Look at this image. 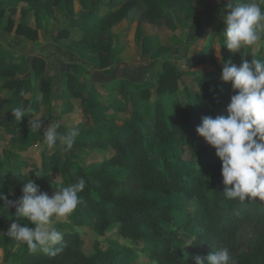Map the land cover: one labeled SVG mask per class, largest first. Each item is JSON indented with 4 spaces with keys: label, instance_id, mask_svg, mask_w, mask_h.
Here are the masks:
<instances>
[{
    "label": "trees",
    "instance_id": "1",
    "mask_svg": "<svg viewBox=\"0 0 264 264\" xmlns=\"http://www.w3.org/2000/svg\"><path fill=\"white\" fill-rule=\"evenodd\" d=\"M61 1L70 3V0H54L51 5H46V7L57 5ZM80 1L84 2L85 0ZM112 2L113 0H106V3ZM194 3L195 0H124L115 10L101 18L100 28L106 30L113 27L133 11L139 13L138 25L145 22L150 25L163 22L166 26H173L172 17L167 12L176 10L181 5H186L188 12H193ZM2 4L3 1L0 0V22L4 16ZM72 25L70 24L69 27ZM12 26V22L8 20L5 28L11 31ZM68 29H60L56 35L52 36V40L57 42L66 38L69 33ZM198 30L199 26L195 25L194 33ZM15 33L17 36H25L32 40L37 38V31L23 24L16 27ZM190 39L191 37L188 38V41ZM95 47L96 45H93V48ZM57 48L62 55H66L68 58L75 57L63 48ZM249 50H251V46L242 48L239 58L246 55L244 58L247 60L256 59ZM220 52H222L223 61H231L236 64L237 56L230 54L224 45ZM113 53H115L113 49H110L108 53L101 51L98 53L100 68L110 66L109 61L113 59ZM208 57L206 54H195L184 59L185 65L187 68H192L204 63ZM260 59L263 58L260 57ZM44 61L42 56H33L30 59L33 73L31 77L40 79L43 100L50 103L52 94L54 99V93H51L54 81L42 76L45 71ZM76 67L75 63L70 64L68 69L59 76L60 81L64 77L66 79L63 80V89L59 92L58 97L63 98L68 95L77 99L79 103L90 101L92 105L96 104V101L91 99L95 89L89 92L87 84L76 78ZM112 69L113 67L106 71L95 70L96 77L102 79L95 80L94 75V79H90L91 82L105 85L125 80L127 84L139 88L144 87L151 79L157 80L155 91L158 98L154 102L155 119L152 128L142 126L140 123L145 120L141 114L134 112L135 120L138 123L129 134L111 136L109 143L114 153L110 158H105L102 165L93 166L89 170L81 166L71 170L68 163L60 160L59 151L56 149L49 155V160H46L47 151L42 152L40 171L27 166V164L25 171H21L19 167L22 163L15 168L6 164L4 156L8 152L5 148L0 147V191L5 194L14 193L9 195V199L16 200L22 194V183L30 178L39 186L40 191L48 193L52 186L46 182L44 175L47 173L46 168L49 161V171L60 173L65 183L61 186L57 182H51L57 190L74 184L81 178L86 182L84 190L78 195L87 210H82L79 204L77 205L71 214L75 224L82 223L91 214L96 220L97 231L100 235H103L112 225L116 226L121 237L133 241L141 240L148 234H152L158 238L151 247L156 264H195L193 256H207L222 247L229 250L236 260V264H264V209L259 206V198H246L244 201L227 199L223 192L220 159L218 157L215 160L209 159L207 152L200 148L196 140L195 129L189 122L183 129L178 121L168 122L167 120L159 96L165 92L174 93L177 80L181 75L180 70L169 59L161 61L159 73L156 74L151 70L153 73L150 78H145L144 70H141V75H144L142 80H136L130 76L131 74L129 77L126 76L132 69L128 64H123V68H121L124 73L121 70ZM7 73L10 79L4 86L12 90L13 93L7 98L0 97V112L4 104L22 100L23 93L28 89V79L16 78L12 72ZM195 73L200 77L197 81L198 99L187 108L179 107L180 113L194 116L200 123L204 116L215 118L218 115H225L226 106L230 102L231 96L227 83L215 79L212 72ZM133 74L135 75V73ZM143 91L144 98H150L149 88L145 87ZM173 100L178 105V100ZM38 111L39 104L32 101L29 110H26V114L21 120H16L15 128H21L28 124L30 115L38 113ZM50 117L51 115L34 120H41L42 128H44L49 123ZM8 118V115L0 114V121H5ZM31 123L32 121L28 125L30 126ZM33 133L35 137L39 134V132ZM178 134L183 144L187 146L191 159L199 161V164L196 165L190 163L186 166L185 171L173 167L176 163L174 161L179 160L178 154H168V144L171 138ZM155 141H158L161 149L165 152L161 167L155 162L150 151ZM206 174H209V184L206 183ZM118 185L119 189L117 190ZM145 185L179 195L186 202L194 201V209L190 215L195 222L196 230L192 238L183 244L180 253L172 249L170 237L161 231L162 221L170 223L173 221L172 212L175 205L171 202L162 203L156 198L149 197ZM14 211V208H10L8 211L0 210V222L4 221L8 215H13ZM63 237L62 243L56 246L62 250L56 256L39 250L31 252L29 249H25L18 255L19 261L11 264H124L123 257L131 255L130 248L113 243L107 249L97 250L94 255L87 256L80 250L82 238L78 231L66 230L63 232ZM189 243L193 244L188 245ZM5 245L6 242L3 241L2 247Z\"/></svg>",
    "mask_w": 264,
    "mask_h": 264
},
{
    "label": "rangeland",
    "instance_id": "2",
    "mask_svg": "<svg viewBox=\"0 0 264 264\" xmlns=\"http://www.w3.org/2000/svg\"><path fill=\"white\" fill-rule=\"evenodd\" d=\"M121 1L122 0H113L112 3L105 6L112 10L116 8ZM231 2L235 3L236 0H231ZM252 2H259V0H252ZM226 3L227 0H195L194 12H188L186 10V5H181L176 10L168 11V15L172 17L173 26H166L163 22H160V25H150L146 24V22L141 25L143 30L150 29L154 26V28H156L155 31L158 36L156 38L158 40L149 43L147 47L141 42L136 41L135 45L130 46L129 50L127 49L125 57L130 61V66L132 68L130 71L127 70L129 71L128 75L126 74L127 77L131 74L130 76L136 78V80H142L144 77L150 78L153 72H156V74L160 72L161 61L165 59H169L170 62L175 64L180 70L181 75L177 80V87L174 93L169 94L165 92L159 96V99L164 106L168 122L176 120L183 129L187 127V122H189L194 129L200 124L194 116H187L185 113H180L179 107L187 108L192 105L199 96V87L197 85V81L200 78L199 74L196 73L192 77L186 70L189 69L191 71L196 68H201L199 70L211 71L214 73L215 79L221 80V68L224 61L222 52L220 51H222L225 37L223 35L224 25H220V22L223 23V15H225L227 11L224 7ZM6 9L4 13L8 12V15L4 14L2 17L0 27L3 23H5V26L2 28L3 31H0L2 34H5V36H8L10 40L7 42L10 43L9 48L15 49V45L17 44L14 39L18 36L15 31L13 32V26L21 13H19L18 10L11 13V8L6 7ZM70 12L71 14H79L80 4L77 0L74 2V9ZM9 14L11 15L9 16ZM91 15L92 14L87 15L82 22L80 21L81 28L86 24L91 28V25L96 22L94 16ZM9 19L13 21L11 31L5 28L7 26L6 22L8 23ZM195 25L199 26V30L196 33L193 31ZM53 28H56V25L53 26L51 22L45 29H36L38 32L37 38L33 41H37L34 44L35 46H39L38 50L43 46L42 44L50 42L51 38L49 37V32ZM54 32H57V30ZM173 35L178 36L180 41L172 42L171 36ZM190 37L191 39L188 41ZM29 43L30 42L24 43L22 47L23 49L25 48L26 52H29V48H33L30 47L31 45ZM51 49L55 50L54 47ZM249 51L256 59H260V57L264 59V32H262L261 40L256 45L251 46V50ZM55 53L57 54L58 52L56 51ZM229 53L237 56L236 64L239 65L241 61L239 58L240 53H231L230 51ZM195 54H206L209 57L204 63L195 65L192 68H187L184 59ZM58 57L59 55L53 58L49 56L47 58V64L46 61H44L45 66H47V72L42 76L51 80L55 79L54 73L56 70L54 71V68ZM71 59L72 58H68V61L75 62L77 65V70L75 72L76 78L81 82H85L86 80L83 73L85 68L83 70L80 68L78 69L79 64L76 60ZM123 64L127 63L117 58L114 62L113 69H115V71L121 70L123 71L122 73H124V70L121 69L123 68ZM86 67L88 73L91 71L90 77L92 79H94V75L95 80L98 79L100 81L102 79L101 77L100 79L96 77L95 67H93L92 64L86 65ZM141 70H144L145 76L141 75ZM133 73H135V75ZM91 80L88 79L87 82H91ZM119 82L120 83L116 85L117 88L110 90L111 93L107 89L109 94L106 93V91L104 92L102 88H99V92L101 91L103 96L100 98L96 94L92 95L91 99L96 101L94 105H92L90 101L79 103L77 99L71 96L69 97L68 95L59 99V95L55 97L54 94L55 105L53 110H51L50 121L40 130L37 137L31 132L32 129L28 124L36 118H41V115L47 114L45 113L46 111L43 110L44 112L34 117H29L28 124L25 126L15 128L16 119L12 116L11 110L20 105H23L26 110L29 102L28 100L26 101V99H22L23 101L20 100L13 105H5L4 108L9 110L7 114L12 117V119L5 120L4 122L0 121V147L5 148L8 152L7 155L4 156L6 164L15 168L18 164L22 163L19 167L21 171H25L27 166H31L40 171L42 152L47 151L46 160H49V155L58 149L60 160L68 163L71 170H75V168L79 166L89 170V168L93 166L98 167L102 165L105 158H110L114 153L109 143L110 137L113 135L129 134L135 124L138 123L137 120H135L134 112L141 114L145 120L140 123L142 126L152 128L155 119L154 102L158 98L155 91L157 80L151 79L144 87L139 88L127 84L125 80ZM29 84L30 83H28V86ZM227 85L229 86L232 96L235 93L231 88V84L227 83ZM145 87L149 88L150 91V98L148 99L144 98L143 90ZM89 90L92 89L90 88ZM1 94L4 95L3 93ZM41 98V93L37 92V99L40 100ZM173 99L178 100V105ZM2 112L6 113L4 109ZM226 114L227 113H225V115ZM54 123L60 125L58 129L60 132H65L69 129L78 130L79 134L75 138V142L70 150L65 151V146L60 143H57L53 149L47 147L43 137V130ZM195 136L200 148L207 152L209 159L215 160L217 158L215 149L207 144L196 131ZM150 151L155 158V162L161 167L165 152L161 149L158 141L153 143ZM168 154H178L179 160L174 161L176 163L173 167L181 171H185L186 166L190 163L195 165L199 164L198 160L191 159V154L187 146L183 144L179 134L171 138L168 144ZM26 164L27 166L25 167ZM49 167L50 163L48 161L46 168L47 173L44 175V179L52 186L47 193L51 196L54 191L57 190V188L53 187L51 182H57L61 186L65 183L60 173L49 171ZM205 179L206 183L209 184V174L205 175ZM116 189H119V185ZM145 189L149 197L156 198L162 203L171 202L175 205L172 212L173 221L171 223L162 221L161 231L166 236L170 237L172 249L180 253L183 244L192 238L196 230L195 222L190 215V212L194 209V201L186 202L179 195L159 190L150 185H145ZM84 206V203L80 201L79 207L82 210H87ZM259 206L264 209V200L259 199ZM13 221L19 224H28L29 227H33L31 222L27 221L25 218L15 217L14 215H8L4 221L0 222V233L4 234L0 235V264L17 263L19 261V253L28 249L26 244L15 241L6 235ZM50 226L55 227L61 233L66 230L78 231L82 238L80 250L87 256H92L97 250L103 251L111 246V244L113 245V243H116L119 246L131 249V255L125 256L122 259L124 264H156L151 253V247L153 243L157 242L158 238L152 234H148L141 240L133 241L121 237L116 230V226L112 225L103 235H100L97 231L96 220L91 214H89L88 219L79 224L74 223L71 215L66 218L53 216ZM3 241L6 242L4 247H2Z\"/></svg>",
    "mask_w": 264,
    "mask_h": 264
},
{
    "label": "clouds",
    "instance_id": "3",
    "mask_svg": "<svg viewBox=\"0 0 264 264\" xmlns=\"http://www.w3.org/2000/svg\"><path fill=\"white\" fill-rule=\"evenodd\" d=\"M223 15L224 46L231 53H241V49L256 45L264 32V0H227ZM241 55V54H240ZM241 56L239 65L224 61L220 79L230 83L235 94L226 106V115L215 118L204 116L196 127V133L215 149V155L221 161L223 192L227 199L244 201L258 197L264 200V59L247 60ZM17 121L26 114L20 105L11 110ZM41 120H33L30 127L33 132L42 129ZM59 124H51L43 130V137L49 149L57 143L64 150L72 148L78 130L58 131ZM85 180L55 190L49 196L39 190L34 180L22 183L21 196L12 200L0 191V210L14 208L15 217L31 222L19 224L13 221L6 233L11 239L26 244L29 251H43L56 256L62 248L56 247L63 241V233L51 227V218L68 217L80 203ZM0 235H4L0 233ZM189 243L188 245H192ZM186 245V246H188ZM195 264H236V260L226 247L204 255L192 257Z\"/></svg>",
    "mask_w": 264,
    "mask_h": 264
},
{
    "label": "crops",
    "instance_id": "4",
    "mask_svg": "<svg viewBox=\"0 0 264 264\" xmlns=\"http://www.w3.org/2000/svg\"><path fill=\"white\" fill-rule=\"evenodd\" d=\"M2 1H3L2 7L4 9V12H6L7 10L6 7H7L12 9L10 11L11 13L16 12L17 10L19 13H21L20 16L17 17L18 19L15 22V25L13 26V32L15 31L16 27L19 24L27 25L34 30L40 28L45 29L51 22L53 26L56 25V28H53L49 32V37L51 38L50 42L46 44H42L43 46H41L39 50H38L39 46H35L34 44L37 41H33L32 39L22 36H18L14 39L17 45H15V49H11L9 48L10 43H7L10 41L8 39V36H5V34H2V32L0 31V97L7 98L12 95L11 93H13L12 90L4 86L6 81L10 79V76L7 72L14 73V77L16 78L28 79L27 85L28 83H30L28 86L29 89H27V91L23 93L24 95L22 98V99H26V101L28 100L29 102L26 110H29L32 101H36L39 104L38 113L30 115V117L31 116L34 117L35 115H38L44 111H46L45 113L47 114L41 115L40 117H48L49 115H51V110H53L55 105V98L53 99V94L50 97V103H47L43 100V94L40 91V79L39 78L35 79L31 77L33 73L30 66V59L33 56H44L43 58L45 59L47 64V58L49 56L53 58L59 55L56 61V66L54 68V71L56 70V72L54 73L55 79L53 80L55 81H54V87L52 88V92H51L54 93L56 96H58L60 94L59 92H61L63 89V84H64L63 80H65L64 77L63 80L61 79L60 81L59 76L62 75L68 69L70 64H73L75 62L68 61V57L66 55H62V53L57 47L63 48L64 50L68 51L69 54L75 56L69 58L76 60V62L79 64L78 69L80 68L83 70L85 68L83 70V73H84V78L86 80L85 82L88 85L87 90L91 92L94 91L95 89L94 94L98 95L101 98L103 94H101L102 93L101 91L99 92L100 90L99 88H102L104 92L106 91V93L109 94L110 90L117 88L116 85L120 82L114 81L111 83H107L105 85H97L96 83H92L89 81L90 83H92L90 84L89 82H87V80L91 79L90 77L91 71H89V73L87 72L86 65L92 64L93 67H95V70L106 71L114 66V62L117 58H120L122 62L131 65L130 61H128L127 58L125 57L127 53V49L129 50L130 46L135 45L136 41H139L147 47L149 43H153L154 41L158 40L156 38L158 36L156 34L155 31L156 28H154V26L150 29L143 30L141 28V25H138L139 13L137 11L131 12L129 16H127L120 23L114 25L111 28H108L106 30L105 29L102 30L100 28L101 18H103L104 15H106L107 13L115 10L124 0H122L121 3L112 10L106 8L105 5L110 4V3H106V0H85L84 2L77 0L78 3L80 4V12L78 15L75 13L71 14L70 12L72 11V9H74V2L76 0H70V3L68 4L65 3V1H61L57 5H52L51 7L48 8L46 7V5H51L54 0H31V1L2 0ZM7 13L4 14L6 15ZM90 14L94 16L96 22H94L93 25H91V28H89L88 24H86L85 26L83 25L81 28L80 21L82 22L84 17ZM10 15L11 14H9V16ZM9 21L13 22L11 19H9ZM70 24L73 25L69 27ZM156 25H160V22H158ZM220 25H223V23L220 22ZM3 26H5V23L1 25L0 30H2ZM62 28L63 29L69 28L68 29L69 33L67 37L57 42L53 41L52 36L56 35L58 31ZM55 30H57V32H54ZM171 41L179 42L180 38L176 35H173L171 36ZM28 42H30L29 43L31 45L30 47L33 48H29V52H26L25 48L23 49L22 47L24 43H28ZM93 45H96V47L93 48ZM53 47L55 50L51 49ZM110 49L115 50V53H113L114 54L113 59L109 61L110 66L100 68V59L98 53L100 51L104 53L106 52L108 53ZM56 51L58 52L57 54L55 53ZM199 69L201 68H196L191 71L188 69L186 71H188L189 74L193 77V75L196 74L195 72L201 71ZM45 72H47V66H45L44 73ZM202 72H208V71L202 70ZM90 88L92 90H89ZM107 89L109 92H107ZM37 92L41 93L42 95V98L40 100L37 99ZM1 93H3L4 95H2ZM16 102L4 104L0 114L2 116L8 115L7 111L9 110H6L4 108L5 105L6 106L13 105ZM3 109L6 111V113L2 112ZM10 117L11 116H9L8 119H12V117L11 118Z\"/></svg>",
    "mask_w": 264,
    "mask_h": 264
}]
</instances>
